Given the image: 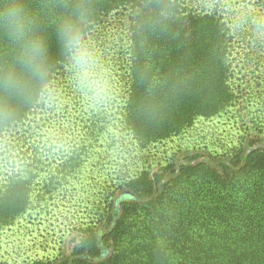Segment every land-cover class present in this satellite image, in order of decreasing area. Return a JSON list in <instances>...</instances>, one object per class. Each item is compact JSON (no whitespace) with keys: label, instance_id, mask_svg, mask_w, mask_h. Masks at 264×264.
Wrapping results in <instances>:
<instances>
[{"label":"trees","instance_id":"trees-1","mask_svg":"<svg viewBox=\"0 0 264 264\" xmlns=\"http://www.w3.org/2000/svg\"><path fill=\"white\" fill-rule=\"evenodd\" d=\"M73 2L85 8V40L111 14H125L126 20H121L127 51L121 50L122 61L117 58L126 71L119 120L113 126L106 120L107 112L103 120H93L92 110L85 118L89 108L80 102L70 130L77 132L72 149L66 151L67 144L52 141L42 146L48 157L53 146L62 154L60 163L54 162L58 169H49L45 176L49 182L41 181L39 144L33 143L37 135H52L53 122L63 123L69 115L67 103L56 107L51 88L57 81L68 87L79 84L55 28L46 25V81H31L24 97H8L11 111L0 115V142L8 133L14 139L19 134L18 153L9 156L19 160L12 161L0 187V228L33 208L35 195L41 205L49 194L66 190L70 176L80 179L83 162L92 159L102 133L109 134L112 126L121 131L123 142L126 133L127 144L147 147L184 132L199 117L251 100V91L240 93L243 86L252 87L247 84L248 68L255 67L252 75L258 82L253 84L264 81V0ZM106 37L101 33L98 39L104 40L101 49L89 44L98 56V76L104 78L111 72L103 68L114 65L107 48L113 40ZM259 143H264V136L250 137L230 155L204 160L188 154L179 164L127 173L114 188L107 183L105 201L97 206L98 222L93 218L82 223L80 241L71 254L38 258L31 264H264V145ZM125 188L139 200H123L115 218L110 196ZM100 225L107 231H98ZM102 246L111 249L106 259Z\"/></svg>","mask_w":264,"mask_h":264},{"label":"rangeland","instance_id":"rangeland-1","mask_svg":"<svg viewBox=\"0 0 264 264\" xmlns=\"http://www.w3.org/2000/svg\"><path fill=\"white\" fill-rule=\"evenodd\" d=\"M122 17L126 20L123 11L111 14L108 21L102 24L103 27L102 25L96 27L86 39L88 44L93 42L97 44L94 45L95 50L101 49L100 45L104 43V40L100 43L98 40L101 33L107 34V37L113 40L108 43L107 48L114 65L112 69L103 68L106 69L107 74V71H110L111 75L107 78L98 76L99 72L96 68L91 76L93 81H99L102 86L99 94L80 83L77 85L70 83L71 86L64 85V87L57 81L51 88L56 94V107L61 108L64 102L67 103L69 115L65 117L63 123H56V120L53 122L50 132L53 133L52 135H37L38 142L33 143L39 144L36 149L42 160L40 177L43 183L49 182V178L45 177L49 169H58L55 164L60 163L59 157L62 153L57 146H53L51 157H48L45 154V147L42 146L45 141L47 145L52 141L58 145L67 144L66 151L72 149V138L77 132L75 130L71 133L70 130L74 126V114L79 113L76 112L75 107H78L80 102L84 103L86 109L89 108V112L87 110L83 114L85 118L89 117L88 113L92 110L93 120H103L107 112L106 120L111 121L113 126L118 123L126 79V71L117 61V58H121L120 61H122L127 51L126 30L124 20H121ZM121 50H124L123 54ZM252 69L246 70L250 73L247 77L249 79L247 84H250L248 87H252L244 89L243 86L240 90L242 94L247 90L251 91L253 93L251 100L239 101L211 117H199L192 126L178 135L147 147H141L130 141L129 143L133 146L127 144L130 136L126 133L124 137L126 142H123L121 131L117 128L113 129V126L109 134L102 133L99 146L92 159L83 162L81 168L84 172L80 179H72L70 176L68 181L71 183L66 184L64 187L66 190H63L61 194H59L60 191L49 194L48 200L41 205L38 202L41 200L40 197L35 195L33 208L20 216L13 224L0 228V264H31L38 258L70 255L75 244L80 241L82 223H87L93 218L96 219L95 222H98L97 206L105 201V185L110 183V187L114 188L119 183L118 178L127 173L142 168L156 170L165 163L179 164L188 154H198L199 159L204 160L230 155L241 147L243 148L250 137L264 136V81L259 85L253 84V80L258 82V79L256 80L255 75H252ZM70 112L73 114L71 115ZM9 134L0 142V187L9 172L12 161L19 160L9 158L18 153L16 143L19 134L15 139ZM258 145H264V143ZM55 151H58V154L54 155ZM110 198L113 200L112 213L115 218L121 213L123 200H139L128 188L119 189ZM98 231H107V228L105 225H100ZM102 252V258L106 259L111 249L102 246Z\"/></svg>","mask_w":264,"mask_h":264},{"label":"clouds","instance_id":"clouds-1","mask_svg":"<svg viewBox=\"0 0 264 264\" xmlns=\"http://www.w3.org/2000/svg\"><path fill=\"white\" fill-rule=\"evenodd\" d=\"M65 8L55 13L53 9ZM85 8L73 0H0V115L11 111L8 97H24L29 83H44L49 72L46 25L55 28L61 50L82 86L101 91L91 79L98 64L96 52L82 32Z\"/></svg>","mask_w":264,"mask_h":264}]
</instances>
